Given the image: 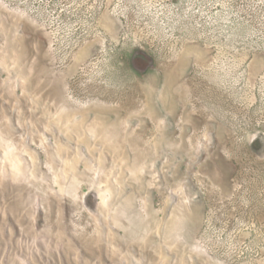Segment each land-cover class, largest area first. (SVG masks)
Here are the masks:
<instances>
[{"label":"rangeland","instance_id":"1","mask_svg":"<svg viewBox=\"0 0 264 264\" xmlns=\"http://www.w3.org/2000/svg\"><path fill=\"white\" fill-rule=\"evenodd\" d=\"M0 264H264V0H0Z\"/></svg>","mask_w":264,"mask_h":264}]
</instances>
